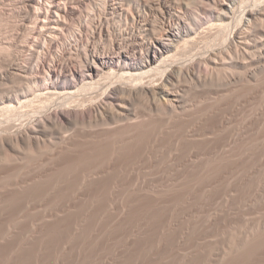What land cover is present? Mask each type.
Returning <instances> with one entry per match:
<instances>
[{
	"label": "rangeland",
	"instance_id": "374dc122",
	"mask_svg": "<svg viewBox=\"0 0 264 264\" xmlns=\"http://www.w3.org/2000/svg\"><path fill=\"white\" fill-rule=\"evenodd\" d=\"M79 1L80 12L55 33L45 16L34 17L40 0H0V134L14 143L0 135V264H264V65L236 66L251 62L245 46L228 57L236 69H185L180 107L141 91L132 95L134 117L107 123L99 98H86L68 102L78 125L66 130L57 120L49 134L27 135L48 105L67 106L29 93L44 61H70L72 52L80 63L92 44L101 11ZM213 41L180 46L170 70L230 47ZM18 93L27 98L8 117L2 102Z\"/></svg>",
	"mask_w": 264,
	"mask_h": 264
},
{
	"label": "bare ground",
	"instance_id": "6f19581e",
	"mask_svg": "<svg viewBox=\"0 0 264 264\" xmlns=\"http://www.w3.org/2000/svg\"><path fill=\"white\" fill-rule=\"evenodd\" d=\"M57 1L59 2L57 4L59 5L58 8L56 7ZM82 1L85 2V0ZM93 1L98 4L99 11H97H101L102 18L100 19L96 16V19L95 14L97 13L94 14V8V12L92 13L95 17L94 20H98V18L100 20L96 23V25L92 24L94 26V30L92 29L91 34L93 40L91 42L92 44L89 45L88 42L90 41H88L86 42L88 46H84L86 48V51L83 50V52H85V58L82 60L81 56L80 63L79 61L77 63L75 58H73L75 59L74 61H71L73 60L71 56L73 54L71 52L69 56L71 59L69 58L70 61L67 59L68 62L64 60L63 63H61V58L60 61L55 60V62H52L48 60L47 63L46 59L43 66L39 69V71L41 70L44 72L43 75L45 74V76L42 77L43 75L41 72V77L32 76L35 77V80L30 77L31 80L33 79L35 82L34 85L36 90L32 89V87L30 90L34 91H30L28 89L29 93L37 92V97L47 95L51 98L52 96H56V99L59 98L58 101H61L60 103L58 102L59 104L67 103V106H56L57 108L48 112L51 108L50 106H53L54 104L51 102L52 105H48L49 108L47 109V114L45 112L47 116H45L43 120L41 119V121H39L42 126L45 125L44 128L40 126L39 123V126H36L35 128L32 127L33 125L31 126L32 128L29 129L25 127L28 129V134L26 133L27 135L37 136L49 134L51 131H48L49 129L47 130L45 128L54 123V121L57 122V120L58 122H61L63 126L65 125L64 128H66V126L71 127L76 122L75 119L77 118L79 111L72 108L70 105L71 103L68 102H72V105L74 106L77 101V103L82 100V102H84V99L86 98L91 99L93 97H98L99 100L96 103L97 106L100 107L99 114L101 115V118H103L102 120H106L105 122L111 121L115 123L116 121L120 122L121 119L134 117V113L131 108L132 101L134 99L133 94L141 93V91H144L154 99L161 102L158 98L160 95L165 102L163 104L167 105L169 108L180 107L183 105L184 99L178 84L180 81V75L185 71V69H187V73L194 72V74L195 72H198V70L201 72L202 67L204 66L236 69L237 67L233 65V62H229L228 58L234 54V46H245L246 50L244 53L247 56L245 60H251L250 63H235L236 66H240L239 68L247 69L250 64L256 63V61H259L262 65H264V0L262 1L263 3H259L261 0H188L189 3H187V1L181 6H178L176 3H173L174 1L171 2L170 0ZM37 4L38 10L34 8L35 11H32L35 13L34 17L36 14L39 19L45 16L44 18L46 20H43L45 27L52 29L55 33L65 31V28L69 23L67 22L69 21L67 19L80 12L79 10L82 9V2L79 0H40ZM45 4L47 5L48 11H44V8L46 7ZM97 4H95L96 7ZM29 11H31V9ZM108 15L111 16V18H114V20L117 19V21L115 23L113 22L114 24H111V20H114L106 18ZM89 26H91V24ZM36 28L38 29L37 26ZM203 28L204 31L203 35H201V39L204 42L205 40H209L210 37L214 39L212 42L213 46L221 45L230 47L225 48L227 50L222 49L219 53L214 51L210 54L206 53L207 55L204 54V56H206L203 58L201 57V60H194L195 58H191L193 61L190 59L192 62L189 61L190 64L188 63V66L181 67L177 71L170 70L171 64L175 63V60L182 59V57L175 53L177 49H179L180 46H197V39L200 34L198 30ZM106 37L109 38V41L107 40L110 43L109 45H106L107 42H105L106 46L102 45L100 41V44L98 43V39L101 41L103 40L104 42ZM56 41L57 40L52 38L50 44L52 43L54 46H51V48L56 47ZM204 42H201L198 46H204ZM79 55L77 57H79ZM65 61L67 63H64ZM157 78H159V80H157ZM155 81H158V83L153 85L152 83ZM25 97L27 98L24 93L9 94L5 96V100L2 103L6 104L5 107L11 110H8V112H10L7 113L8 117H12L9 116V114L15 112L12 110L17 108V103L24 104L25 101L23 100L22 102V98ZM42 98V101L45 99L50 101L53 100L52 98V100L50 98ZM56 99L54 101H57ZM172 110L175 111V109ZM86 112L83 111L82 114L85 118L88 115ZM13 114L17 115L19 113L17 111V113H12V115ZM76 120L78 121V119ZM76 123L77 125L79 124L78 122ZM107 123L104 124L108 126ZM112 125L113 124H111V126ZM10 127H12V125ZM13 127L15 126L13 125ZM40 127L42 130H38ZM51 128L53 129V124L52 127L50 126V129ZM8 129L9 128H5L7 131ZM66 130L68 129L66 128ZM21 132L22 133H19L20 135L25 133L23 131ZM2 135L1 137H4ZM4 138L6 139L7 137ZM37 139L40 138L37 137ZM27 140L29 139L27 138ZM10 143L14 144L11 141Z\"/></svg>",
	"mask_w": 264,
	"mask_h": 264
}]
</instances>
